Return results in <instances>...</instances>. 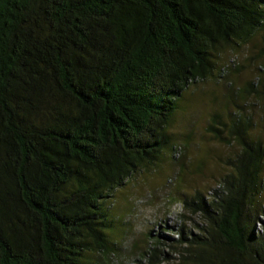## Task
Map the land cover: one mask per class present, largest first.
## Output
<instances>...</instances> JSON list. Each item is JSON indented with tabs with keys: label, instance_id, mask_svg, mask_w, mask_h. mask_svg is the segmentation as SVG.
<instances>
[{
	"label": "trees",
	"instance_id": "16d2710c",
	"mask_svg": "<svg viewBox=\"0 0 264 264\" xmlns=\"http://www.w3.org/2000/svg\"><path fill=\"white\" fill-rule=\"evenodd\" d=\"M256 35V79L208 127L238 151L183 199L202 232L150 235L140 264H264V0H0V264L109 261L116 190L181 148L191 87L239 69L222 52Z\"/></svg>",
	"mask_w": 264,
	"mask_h": 264
},
{
	"label": "rangeland",
	"instance_id": "374dc122",
	"mask_svg": "<svg viewBox=\"0 0 264 264\" xmlns=\"http://www.w3.org/2000/svg\"><path fill=\"white\" fill-rule=\"evenodd\" d=\"M256 36L247 45L222 52L221 63L234 57L239 69L231 70L226 79L213 77L191 87L193 93L187 94L178 120L169 129L174 145L181 148L176 153L173 148L167 149L154 164L116 190L110 207L117 223L111 238L116 250L107 262L102 255L98 257L102 263L140 264L139 259L152 244L151 236L176 239L183 225L193 233L202 232L203 218L185 210L183 199L198 191L210 195L229 171L227 158L238 151L236 145L219 142L208 127L216 111L224 113L228 120V108L226 113L223 109L229 91L256 79L260 57L255 43L260 35ZM248 103L251 100L245 104ZM249 112L258 114L260 108L252 104ZM161 248L173 259L179 256L168 244Z\"/></svg>",
	"mask_w": 264,
	"mask_h": 264
}]
</instances>
